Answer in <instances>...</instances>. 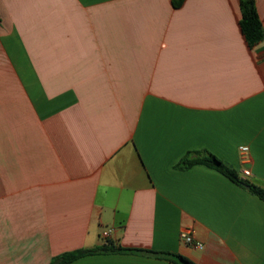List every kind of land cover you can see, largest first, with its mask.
<instances>
[{
	"label": "crops",
	"instance_id": "1",
	"mask_svg": "<svg viewBox=\"0 0 264 264\" xmlns=\"http://www.w3.org/2000/svg\"><path fill=\"white\" fill-rule=\"evenodd\" d=\"M240 21V0H0V264L106 240L128 252L70 264H264V202L177 168L208 151L264 188V40Z\"/></svg>",
	"mask_w": 264,
	"mask_h": 264
},
{
	"label": "trees",
	"instance_id": "2",
	"mask_svg": "<svg viewBox=\"0 0 264 264\" xmlns=\"http://www.w3.org/2000/svg\"><path fill=\"white\" fill-rule=\"evenodd\" d=\"M183 2L184 0H173V5L175 8H179L183 5ZM240 9V25L242 33L245 36L248 45L250 47H254L264 40V28L256 10L255 0H240ZM195 165H204L210 169L216 170L242 188L249 186V192L264 202V188L251 183L248 180L240 178L235 169L228 167L214 154L208 151L189 153L177 165V168L189 169ZM125 252H128V250L116 245V243L112 240H106L102 246L94 249H80L64 253L58 257H55L50 264H70L73 261L88 255ZM148 253L165 257L167 260L175 264H194L192 261L179 254L158 253L153 251H148Z\"/></svg>",
	"mask_w": 264,
	"mask_h": 264
},
{
	"label": "built area",
	"instance_id": "3",
	"mask_svg": "<svg viewBox=\"0 0 264 264\" xmlns=\"http://www.w3.org/2000/svg\"><path fill=\"white\" fill-rule=\"evenodd\" d=\"M240 150H241L243 153H248V152H249V148H248V147H241ZM243 175H244L245 177H249V176H250V171L245 170V171L243 172ZM115 231H116L115 228L107 229V230H105V231L102 232V237L105 238V239H109V238L112 237V235L115 233ZM193 235H194V230H193V229H191V228H185V229H183V230L181 231V233H180V238H181V240H182L184 243H186V244H188V245H190V246H194V247H196V248L203 249V248H204L203 245H201V244H199V243H196V242L194 241V237H193Z\"/></svg>",
	"mask_w": 264,
	"mask_h": 264
},
{
	"label": "water",
	"instance_id": "4",
	"mask_svg": "<svg viewBox=\"0 0 264 264\" xmlns=\"http://www.w3.org/2000/svg\"><path fill=\"white\" fill-rule=\"evenodd\" d=\"M246 189H249L250 187L249 186H245Z\"/></svg>",
	"mask_w": 264,
	"mask_h": 264
}]
</instances>
